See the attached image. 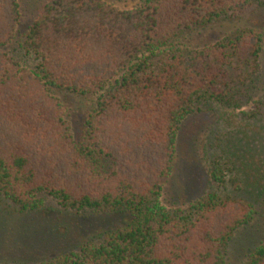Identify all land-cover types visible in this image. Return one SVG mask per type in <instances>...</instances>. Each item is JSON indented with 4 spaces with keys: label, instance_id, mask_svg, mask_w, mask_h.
Returning <instances> with one entry per match:
<instances>
[{
    "label": "trees",
    "instance_id": "16d2710c",
    "mask_svg": "<svg viewBox=\"0 0 264 264\" xmlns=\"http://www.w3.org/2000/svg\"><path fill=\"white\" fill-rule=\"evenodd\" d=\"M254 6L264 0H144L128 10L49 0L17 57L3 49L16 38L19 0H0V251L14 240L20 248L41 213L130 217L66 252L0 264H226L235 234L259 215L251 197L264 184L245 180L240 198L205 193L171 210L161 198L182 124L211 105L230 113L209 147L214 183L226 184L225 167L248 174L246 157L264 151L263 34L182 47L190 32ZM57 93L97 96L79 139ZM246 264H264V242Z\"/></svg>",
    "mask_w": 264,
    "mask_h": 264
},
{
    "label": "rangeland",
    "instance_id": "374dc122",
    "mask_svg": "<svg viewBox=\"0 0 264 264\" xmlns=\"http://www.w3.org/2000/svg\"><path fill=\"white\" fill-rule=\"evenodd\" d=\"M48 1L19 0L21 18L16 38L3 51L17 55V57L21 56L17 52L20 41ZM143 1L107 0V3L122 10H128L139 6ZM245 29L257 30L264 36V7H251L240 18L219 20L205 28L190 32L182 39V47L201 48ZM57 94L66 109L72 133L76 139H79L97 96ZM229 115L228 111L214 104L203 112L191 115L182 124L177 140L174 167L162 192L161 201L166 208L171 210L186 206L205 193L233 195L240 198L242 194L238 190V186L245 184V180L253 185L255 183L257 185L264 184V151L260 146L255 149L253 156L246 157L248 159L245 161L248 174H245L244 171H235L233 166H229L225 168L233 173L226 176V184L218 185L212 181L209 160L217 150L212 151L209 147L211 144L216 145L217 139L228 130L223 126L224 123L221 120H225ZM257 140L262 143L261 139ZM257 188L264 190V187ZM258 190L257 194L251 198L256 204L259 215L248 227L242 228L235 234L234 240L227 249L226 264H246L247 256L264 242V201L263 196H259ZM73 215L59 216L55 213L46 216L42 213L38 214L34 223L30 222L25 225L22 244L19 242L20 248H18V240L11 241L9 246L7 243V245L2 243L4 250L0 251V256L5 259L21 258L31 261L46 259L68 251L82 239L97 237L104 231L120 228L130 222V217L127 214L100 215L92 220L83 216L73 219ZM2 236L5 241L7 231H3ZM13 237L16 238V236Z\"/></svg>",
    "mask_w": 264,
    "mask_h": 264
}]
</instances>
